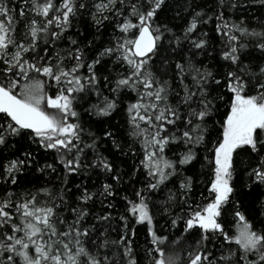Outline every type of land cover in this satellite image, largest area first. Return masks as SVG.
Instances as JSON below:
<instances>
[{"label":"snow or ice","instance_id":"snow-or-ice-1","mask_svg":"<svg viewBox=\"0 0 264 264\" xmlns=\"http://www.w3.org/2000/svg\"><path fill=\"white\" fill-rule=\"evenodd\" d=\"M250 7L0 0V264H264V11ZM90 173L97 190L69 187Z\"/></svg>","mask_w":264,"mask_h":264},{"label":"trees","instance_id":"trees-1","mask_svg":"<svg viewBox=\"0 0 264 264\" xmlns=\"http://www.w3.org/2000/svg\"><path fill=\"white\" fill-rule=\"evenodd\" d=\"M251 7L249 8L248 11V16L250 19H253V22H255L254 17L259 15V13L261 11H264V9L261 8V5L259 3V0H255V2H253V0H249ZM174 24L179 25L181 23V21L176 20L173 21ZM77 29L81 32L84 31V28L82 25H77ZM75 31V30H74ZM206 63H210V61H205ZM87 118V117H86ZM122 117L121 115H114L113 116V123H116L118 121H121ZM103 150V149H102ZM105 155H107V153H105ZM121 159H126V158H121ZM49 162L51 161V156L48 157ZM118 165L120 168L124 169L125 171H127V164H123L120 163V161H117ZM129 163H131V161H129ZM197 170H200V166L197 165ZM206 171V169H205ZM71 184L69 185V187H71L74 184L77 183H86L93 191L97 190L99 188L100 183L105 179L103 174L100 175H96L95 173H90L88 176H76L75 178L73 177H69ZM130 177L125 175L124 176V184L120 185V188L122 189L120 195H123L125 192L130 193L132 190V185L131 183H129L130 181ZM138 186V185H137ZM30 185L27 184L26 180H22L21 181V185L20 188L18 190L22 191L26 188H29ZM247 189H245L246 191ZM248 203H251V198H249ZM258 207V205H257ZM96 208L99 209L100 205L99 203H97ZM118 208H122V205H118ZM161 223H163V221H161ZM189 240H191V238H189ZM141 245V248L144 247V232L143 230H141L140 236H139V241H138ZM189 241H184L181 243V245H179V247L177 248V250H179L180 248H183L185 246V244H187ZM171 245L169 244V247Z\"/></svg>","mask_w":264,"mask_h":264}]
</instances>
